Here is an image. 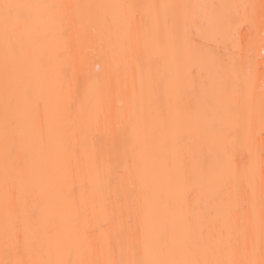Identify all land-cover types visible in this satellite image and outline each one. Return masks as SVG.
<instances>
[{"label": "bare ground", "instance_id": "bare-ground-1", "mask_svg": "<svg viewBox=\"0 0 264 264\" xmlns=\"http://www.w3.org/2000/svg\"><path fill=\"white\" fill-rule=\"evenodd\" d=\"M259 1L0 0V264H264Z\"/></svg>", "mask_w": 264, "mask_h": 264}, {"label": "rangeland", "instance_id": "rangeland-1", "mask_svg": "<svg viewBox=\"0 0 264 264\" xmlns=\"http://www.w3.org/2000/svg\"><path fill=\"white\" fill-rule=\"evenodd\" d=\"M253 2H254V0H253ZM253 2H252V3H253ZM255 2H256V1H255ZM255 2H254V3H255ZM258 2H260V1L258 0ZM258 2H257V3H258ZM257 3H256V6H258V5L260 4V3H259V4H257ZM261 4H262V1H261ZM251 5H253V4H251ZM253 6H254V5H253ZM249 8H250V7H249ZM249 8H248V9H249ZM258 8H259V7H258ZM263 9H264V7H263ZM249 10H251V8H250ZM249 10H248V11H249ZM253 10L255 11V6H254ZM256 10H261V9H257V7H256ZM251 11H252V10H251ZM257 12H259V11H257ZM249 13H250V12H249ZM260 14H263V13H262V10H261V13H260ZM250 15H252V12L250 13ZM250 15H249V17H250V18L252 17L253 23L251 22L252 20L249 18L250 21H246V23H248V24H246V23L244 22V23L246 24V25H245V24L242 22L241 24H242L243 26L238 25V28H236V29H237V31H239V35L241 34V33H240L241 29L239 30V27H240V28H243V27H244V29H242V31H241L242 33L245 31V32H244V35L247 36V35L249 34V37H254V36H256L255 34H257V32H259V31L261 30V29L258 28L259 31L256 32V28H257V27H260V28H261L262 26H264L263 24H262V26H261V22L264 23V21H261V20H264V19H262V18L264 17V14H263V16L260 15V17H262L261 20H260L261 22H259V20L256 19V18H255V20L253 19L254 17L257 16V13L254 14V15H255L254 17H253V16H250ZM258 15H259V13H258ZM244 16L246 17V20H248V13H247V16H246V15H244ZM257 18H258V17H257ZM243 19H244V18H243ZM243 19H242V20H243ZM256 20H257V21H256ZM243 21H245V20H243ZM254 21H256L257 23H254ZM249 22L252 23V25H253V24H254V25L257 24V25H259V26H257V25H256L257 27H255V26H250V23H249ZM258 22H259L260 24H259ZM192 24H193V23H192ZM194 25H195V24H194ZM247 25H248L249 27H248ZM190 26H192V25H190ZM195 27H196V26H195ZM195 27H191V28H192V31H193V30L196 31L197 28L195 29ZM254 27H255V28H254ZM191 28H190V30H191ZM262 28H264V27H262ZM236 29H235V31H236ZM258 29H257V30H258ZM254 30H255V34H254ZM252 32H253V33H252ZM195 33H196V32H195ZM237 33H238V32H237ZM237 33H236V34H237ZM245 33H246V34H245ZM259 33H263V32H259ZM191 34H193V32H192ZM191 34H190V35H191ZM251 34H253L254 36H250ZM193 35H195V34H193ZM193 35H192V36H193ZM196 35H197V33H196ZM242 35H243V34H241L240 36H242ZM244 35L242 36V39L245 38V40H247V38H246ZM235 36H236V35H235ZM237 37H238V34H237ZM194 38H195V36H194ZM238 38H239V37H238ZM238 38H237V39H238ZM240 38H241V37H240ZM250 39H251V38H250ZM252 39H253V38H252ZM252 39H251V41H252ZM243 40H244V39H243ZM245 40H244V42H245ZM247 41H248V40H247ZM249 41H250V40H249Z\"/></svg>", "mask_w": 264, "mask_h": 264}]
</instances>
